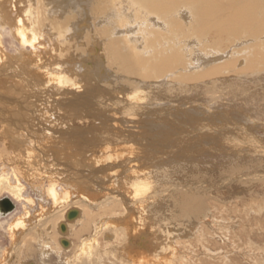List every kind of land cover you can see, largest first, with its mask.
Instances as JSON below:
<instances>
[{"label": "bare ground", "instance_id": "6f19581e", "mask_svg": "<svg viewBox=\"0 0 264 264\" xmlns=\"http://www.w3.org/2000/svg\"><path fill=\"white\" fill-rule=\"evenodd\" d=\"M0 18L23 51L21 59L0 53V127L11 140L16 133L12 145L28 149L36 165L44 168L53 201L35 224L25 218L12 225L13 250L18 243L19 252L37 242L44 247L43 257L61 255V241L67 240L71 248L69 236L80 227V233L89 231L90 237L82 240L75 253L79 258L71 264H114L117 259L124 264H187L174 244L182 235L179 222L205 209L189 199V191L173 196L167 184V190L159 191L149 173L159 176L172 163L178 168L190 162L186 143L192 141L211 139L201 150L218 159L216 155L232 149L227 142L232 133L245 134L234 139L236 146L241 140H259L249 130L255 122L238 119L229 108L216 114L175 105L191 90L186 88L207 90L209 79L233 68L229 52L227 58L213 53L224 40L231 47L254 40L264 45V0H0ZM212 53L218 54L219 62H206ZM256 61L255 67L250 64L235 73L255 77L264 69V62ZM193 64L202 68L193 70ZM252 111L264 116L258 107ZM258 126L253 127L255 134L264 132ZM235 151L239 150L229 153L235 159L259 153ZM183 157L186 160L179 159ZM222 167L218 166V176ZM195 168L191 170L198 172ZM55 177L71 182L78 197L69 190L59 193ZM8 193L22 199L24 188L0 177V197ZM161 196L170 202V223L176 221L180 230L158 225L162 214L155 207L164 200ZM73 210L78 215L69 220ZM10 252L2 264L10 260ZM27 252L32 256V248Z\"/></svg>", "mask_w": 264, "mask_h": 264}, {"label": "rangeland", "instance_id": "374dc122", "mask_svg": "<svg viewBox=\"0 0 264 264\" xmlns=\"http://www.w3.org/2000/svg\"><path fill=\"white\" fill-rule=\"evenodd\" d=\"M90 25L91 23H89V26ZM254 42L257 45H255ZM246 43L241 42L240 44H234V47H231V45H229L224 40L222 43V47L217 51L213 50V53L222 52L221 54L227 58L228 56L225 54L229 52L228 60L229 62H234V64H231L233 65V68H229V71L218 76L219 78L214 77L213 79H209L212 80L211 87L206 88L207 90L203 89L201 91L194 92L192 91L194 90L193 88H186L187 90H191L189 92L185 91L186 93H182V96L176 100L175 106H177L179 109H190L189 111H195L196 108L205 109L204 111H208L209 109L216 114L217 112H224L226 108H229V112L231 115H235L238 119L241 118L240 120L244 122H255L256 127L253 126L255 127V129L259 125L258 127H262V129L264 130V116H254L255 113L252 111L258 107L259 109L263 110V112L260 111V113H264V76H262L264 75V69L261 70V72L259 71V74L255 73V77L253 78L248 77V74L242 76L235 73V71L241 72V70H244V67L247 68L250 64L255 67L257 62L256 60L261 59L264 62V45L258 44L255 40L247 41ZM80 44L82 46V43ZM92 46L95 50L99 48V44L96 39L92 41ZM30 51L31 50L28 48L27 52ZM1 52L7 56L19 59H21V55L23 53L22 46L13 37V31L9 26L2 24L0 18V53ZM213 53L210 56L212 59H208L206 61L207 63L209 61L219 62L217 61V58H219L218 54H216V56ZM255 55L258 56V58H256ZM242 62H244V64ZM192 66L193 70L202 68L196 67L198 65L195 64H193ZM183 70L185 73L189 74L187 70ZM252 71H254V69ZM107 73H110L112 75L111 72ZM207 93L209 94L207 95ZM216 98L218 101L216 100ZM214 104L216 107L214 106ZM237 111L239 112V114ZM246 115H249L250 118H247ZM252 128L249 127V130L259 139L257 142L260 143L264 141V132L255 134L256 132L254 128ZM3 131H5L4 128ZM17 136L18 135L14 133V138H12L11 140V138L9 137V139L6 134L5 136L3 135L2 127H0V177L7 178L8 181L14 186L20 183L24 188L22 199L14 197V195H12L11 193L5 194L0 197V264H2L5 254L9 251H11L8 258V260L10 259V262L7 261V264H71L73 260L79 258L75 253L77 252V250H79V247L82 246V240L88 238L89 236V231L85 234L80 233V227H75L73 233L69 236L70 241L72 240V249L69 247H63L61 243L59 244L65 250H63L64 253H62L61 255L54 253L50 254V256L43 257L41 251L42 249H44V247H42V244H39L37 242H33L34 244L29 245L26 244L27 247H25L26 245L22 247V249L20 250L21 252H18V246L19 248L21 247L18 243L17 245H14L13 250V241L11 239L12 225L16 221L25 218H30L31 223L35 224L38 220V214L41 213L43 209L50 210L53 207V201L47 193V189H49L51 182L46 179L44 168L36 165L33 160L32 153L27 151L28 149H22L19 144H15L14 146L12 145V142ZM241 137L244 138L245 134ZM241 137H239V134L237 133H232L230 135V138H228L230 140H228L227 142H229V144L231 142L232 149L230 148L231 150L229 151H227V149L229 148L224 149L227 151H224V153L227 154L226 156H228L227 158L225 154H218L215 157H217L219 160L213 159L211 156L207 155L208 152H204L201 150L202 147H204V144L207 143V141H211V139L207 141H200V143L197 141H192L190 143H186L188 146H190L191 154H189L188 157L190 162L183 165V167L178 168H173L172 163L169 166L171 168L167 167L164 170V173L159 174V176L157 174L154 177L153 173H149V175H151L150 180L153 179V182H151V184H153L154 186V182H157L155 184V188H157L159 191L163 188L165 190L168 189L167 191L172 193L171 195L173 196L174 194L176 195V193L181 192H185L187 194V192L189 191L187 194L189 199L191 201H199L202 205V209H205L202 211L203 213L201 212L198 214L199 216L197 215V217L194 216L193 218H189V220H186L185 222H179V226L181 228L180 230L178 225H175L176 221L174 223H170L172 221L167 217V213L171 211V207H168L170 205V202L168 203L167 198H162L163 196H161V199L164 200L160 201L161 205L156 204L155 207L158 210H161L159 212L164 215H160L162 219H160L161 223H158V225L163 224L166 227L168 226V228L170 225L169 229H174V227H177L175 229L181 231V238L179 240L177 238V241H175L174 244L177 249L180 250L179 252L181 253V255H185L184 260L188 261H186L187 264H264V146L261 145L262 147H255L257 143L255 142V139H249V141L241 140L239 144L242 145L236 146L234 139L239 140V138ZM26 144L27 146L31 147V145H29V142H26ZM229 144L227 143L226 147H230ZM197 150L199 151L197 152ZM233 150H239L233 153L241 152L240 154L248 151L254 152L257 150L259 153L257 157L242 158L240 156V158L242 159L241 160L235 159V156L229 154ZM25 152H27L28 155ZM191 155H193V157ZM219 156H222L223 160ZM179 159L186 160V158L184 157ZM226 159L228 160V162ZM240 162L243 164H241ZM215 163L217 167L215 166ZM222 165H224L226 169L224 168V166L222 167ZM195 166L199 167V169L195 168ZM218 166L222 167V169L219 171L222 175L219 176ZM194 168L197 169L198 172H193L192 170H194ZM174 170L177 172H175ZM214 170L216 173L212 172ZM145 173H147V171H145ZM196 173L198 176L196 175ZM169 175L170 178L168 177ZM52 181L58 183L59 193H64L65 191L69 190L72 192V197L74 199L78 197V194L73 190L71 182L69 184L68 182L63 181L62 179L57 177H55ZM164 184L170 186V189L169 187L167 188V185L165 186ZM176 185L178 186L176 187ZM173 190L175 191L172 192ZM191 190L192 192H190ZM194 194L196 196H193ZM165 201L167 202L165 203ZM174 210L175 209H173V211ZM165 216L167 218L166 220L164 219ZM172 229L170 230L171 232ZM206 230L208 231L206 232ZM17 236L21 237L22 233H18ZM76 236L79 238H77ZM119 237L120 238L116 243H119L121 235ZM77 239L80 241H78ZM73 245H75L76 248H74ZM15 247L17 248L15 249ZM27 248H32L33 250V254L32 256L30 255V257L26 255L28 253ZM188 253L189 255H187ZM79 254L80 253L78 252V255ZM210 254L212 255L210 256ZM82 257L81 262L83 261ZM118 260L119 259H117L116 261ZM116 261H113L114 264H124L123 261L119 260L118 262L120 263ZM110 262L111 261L108 262L107 260L101 261L102 264H112Z\"/></svg>", "mask_w": 264, "mask_h": 264}, {"label": "water", "instance_id": "95a60500", "mask_svg": "<svg viewBox=\"0 0 264 264\" xmlns=\"http://www.w3.org/2000/svg\"><path fill=\"white\" fill-rule=\"evenodd\" d=\"M77 215H78V212L73 210V211H70L68 213L67 218L69 220H74ZM60 229H61L62 233H65L66 232V227L64 225H62ZM61 244L64 247H68L69 246V242L67 240H62L61 241Z\"/></svg>", "mask_w": 264, "mask_h": 264}]
</instances>
